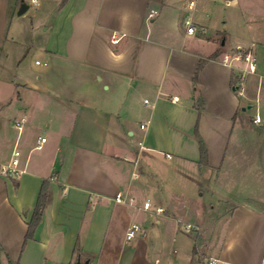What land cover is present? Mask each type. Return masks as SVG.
<instances>
[{"label": "crops", "instance_id": "obj_1", "mask_svg": "<svg viewBox=\"0 0 264 264\" xmlns=\"http://www.w3.org/2000/svg\"><path fill=\"white\" fill-rule=\"evenodd\" d=\"M186 21L181 0H0V264H153L146 231L126 240L141 212L177 226L178 212L228 200L211 184L246 97L235 89L239 69L222 57L241 46L221 47L204 25L188 34ZM28 40L43 69L17 63ZM16 147L23 173L14 177L2 169ZM181 176L199 179L209 201L188 204ZM45 182L48 201L27 239ZM238 202L226 235L181 241L192 258L178 264H264V212Z\"/></svg>", "mask_w": 264, "mask_h": 264}, {"label": "rangeland", "instance_id": "obj_2", "mask_svg": "<svg viewBox=\"0 0 264 264\" xmlns=\"http://www.w3.org/2000/svg\"><path fill=\"white\" fill-rule=\"evenodd\" d=\"M190 1L181 0L183 17L186 20H191L198 27L204 25L206 34L218 37L223 48L225 44L227 49L240 45L242 49L250 50L259 60V68L256 74L238 71L236 83L242 81L241 88L245 89L246 97L243 96L245 99H242L223 166L214 177L217 183L211 184L214 191L224 195L228 200L215 198L213 201L215 206H220L215 208V211L210 210L208 205L206 212L204 209L202 212H178L179 228L163 216L155 217L146 212H141L133 221L146 231L149 244L148 257L153 260V264L156 258V264H178L179 259L192 258L189 250L181 245V241L189 243L190 240L196 242L198 239L199 246L204 238L214 240L226 235L228 227L233 224V219L227 216L232 211V204L235 201L257 209L253 210L255 212H264V0H231V5H227L226 0H192L197 5L195 10L188 9ZM32 8L34 12L35 6ZM217 30L219 32H216ZM31 43V40H28L17 63L27 65L32 70L43 69L46 61L44 55L40 51H31ZM27 51L30 53L27 54ZM36 61L42 63V66L36 67ZM232 65L238 69L246 68L244 62H233ZM248 106L251 108L248 109ZM243 107L246 108L244 111ZM258 118L260 123L256 122ZM19 120H15L14 126ZM200 182L198 179L199 184H196L189 178L181 176V185L186 188L183 191L192 194L193 198L188 204L193 207L200 203L204 204L203 202L209 201L210 198L207 194L201 196ZM185 197L186 195L181 203H186ZM238 216L244 218L243 213H238L234 222ZM143 219H147L146 228L143 226ZM156 219L161 221V225L152 223ZM250 220L255 219L250 217ZM171 227H176L178 236H174ZM197 227L201 228L202 232ZM136 239H133V242ZM241 240L246 243L245 238L242 237Z\"/></svg>", "mask_w": 264, "mask_h": 264}, {"label": "built area", "instance_id": "obj_3", "mask_svg": "<svg viewBox=\"0 0 264 264\" xmlns=\"http://www.w3.org/2000/svg\"><path fill=\"white\" fill-rule=\"evenodd\" d=\"M34 3H36V0H33ZM226 4L230 5L231 2L228 0H226ZM194 8V3L190 4V9ZM158 14L157 11H154L150 17L156 16ZM186 27H187V33L188 34H195L198 30H200L201 32L204 31L203 27H197L191 20H187L186 21ZM119 40L118 39H114V43H117ZM224 64H229L232 65L233 62H244L246 64V68L244 69H239V71L243 72V73H248V74H256L257 73V69H258V59L255 56L254 53H252L250 50H244L242 48H238L237 51H234L233 53H228L226 55H224L223 61ZM242 86V81L240 82V84H237L235 89H237L236 91L238 92L239 96L243 97L245 96V92L244 89L241 88ZM172 102L176 103L178 102V98L177 97H173L172 98ZM27 122V118L26 117H22L19 121L16 122V128L18 130H22L23 126L25 125V123ZM257 123H260V119L258 118L256 120ZM39 142L41 144H44L46 142V138H40ZM38 147H41L40 145ZM20 158H21V151L19 150L18 147H16L13 151L12 157L10 159V162L3 167L2 169V173L6 174V175H10V176H20L23 173V170H21L20 168ZM117 202H123L125 203V200L123 198V196L121 194H118L116 197ZM151 203L150 202H146L144 204V209L145 210H149L151 208ZM163 209L162 208H157V212L158 213H163ZM141 226L137 223H132L130 225V227L128 228V231L126 233V240L132 241L134 238H136V236L141 232ZM204 264H224L220 259L218 258H210L206 263Z\"/></svg>", "mask_w": 264, "mask_h": 264}, {"label": "trees", "instance_id": "obj_4", "mask_svg": "<svg viewBox=\"0 0 264 264\" xmlns=\"http://www.w3.org/2000/svg\"><path fill=\"white\" fill-rule=\"evenodd\" d=\"M220 52H216L215 54H213L211 56L210 59H217L219 56H220ZM205 60H202L199 64V67H198V72L197 74L200 72V70L203 68L204 64H205ZM235 84V83H234ZM196 135H197V138L199 140V145H200V150H201V163H207V158H208V152H207V147L204 143V141L201 139L198 131L196 130ZM47 188H48V185L44 184L43 186V189H42V192L39 196V200H38V203H37V206H36V209H35V213H34V216H33V219L32 221L29 223V228H28V233H27V239L28 238H31L33 233H34V230L37 226V224L41 221V217H42V212L45 208V205L48 201V191H47Z\"/></svg>", "mask_w": 264, "mask_h": 264}, {"label": "water", "instance_id": "obj_5", "mask_svg": "<svg viewBox=\"0 0 264 264\" xmlns=\"http://www.w3.org/2000/svg\"><path fill=\"white\" fill-rule=\"evenodd\" d=\"M27 10V6H22L21 7V10H20V12H19V14H23L25 11ZM223 45H224V42H223ZM251 108V106H248V109H250ZM246 108H243V111L245 110Z\"/></svg>", "mask_w": 264, "mask_h": 264}]
</instances>
